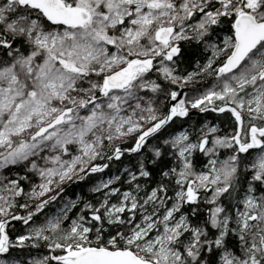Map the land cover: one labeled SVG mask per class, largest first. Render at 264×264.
I'll return each instance as SVG.
<instances>
[{"label":"snow or ice","instance_id":"1","mask_svg":"<svg viewBox=\"0 0 264 264\" xmlns=\"http://www.w3.org/2000/svg\"><path fill=\"white\" fill-rule=\"evenodd\" d=\"M0 264H264V0H0Z\"/></svg>","mask_w":264,"mask_h":264}]
</instances>
